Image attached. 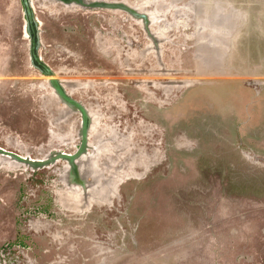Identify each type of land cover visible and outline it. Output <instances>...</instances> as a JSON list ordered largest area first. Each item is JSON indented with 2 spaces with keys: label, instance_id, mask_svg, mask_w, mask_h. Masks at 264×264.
Wrapping results in <instances>:
<instances>
[{
  "label": "rangeland",
  "instance_id": "374dc122",
  "mask_svg": "<svg viewBox=\"0 0 264 264\" xmlns=\"http://www.w3.org/2000/svg\"><path fill=\"white\" fill-rule=\"evenodd\" d=\"M108 1H124L149 12L163 41L164 66L178 70H169L167 75L146 70L133 77L182 80L185 95L175 109L183 107L187 131L198 126L194 120L201 114L220 116L224 122L219 121L216 133L210 134L201 125V138H191L190 132L184 139H164L168 160L154 166L146 177L120 181L119 208L117 202L101 206L99 215H89L85 230H80L85 219L79 216L57 225L72 226L71 239L64 238L65 246L57 249L70 257H59V264L101 259L98 264H264V131L251 129L242 144L236 137L244 132L241 121L248 119L250 127L264 122V105L249 106L257 91L229 77H200L191 86L196 50L216 48L213 41L209 46V41L194 38L193 29L210 17L219 0ZM224 2L231 16L242 12L249 21H264V0ZM32 4L40 23V55L56 76L79 81L116 78L129 84L128 67H158L154 44L140 22L127 13L53 0H33ZM200 26L207 38L209 31H216L212 23ZM258 28L257 24L253 30ZM261 31L264 35V23ZM260 41L264 38L257 40L258 50L264 46ZM46 80L31 62L22 0H0L2 143L23 139V145L32 150L39 138L41 142L54 136L60 139L57 133L65 130L50 123L43 101V95L50 92L43 88ZM56 145L60 146L59 140ZM95 226L100 242L116 250L82 261V252L95 255L91 240Z\"/></svg>",
  "mask_w": 264,
  "mask_h": 264
},
{
  "label": "flooded vegetation",
  "instance_id": "af4514ba",
  "mask_svg": "<svg viewBox=\"0 0 264 264\" xmlns=\"http://www.w3.org/2000/svg\"><path fill=\"white\" fill-rule=\"evenodd\" d=\"M32 1L22 0L26 33L30 22L27 3L33 15L30 31H36L40 44L38 57L41 63L32 62V37L28 34L31 62L47 77L42 85L50 92L43 95V101L45 108H48L46 112L50 116V123L65 131H54L60 133V139L54 136L48 142H41L39 138L32 150L23 145V139L20 142L8 139L5 143L0 141V264H59L63 257L69 259L67 252L58 253L57 249L65 246L66 242H62L64 238L71 239L72 226L58 228L57 225L66 224L79 216L85 219L80 230H85L92 218L89 215H99L101 206H115L117 202L119 208L120 181L130 177H146L154 166L168 160L164 139H184L190 132L193 134L191 138H201V125L208 130L206 134H210L216 133L220 127L219 121L224 122L220 116L201 114L199 118L195 117L198 120H194L198 126L187 131L183 107L175 109L185 95L184 82L167 76L154 80L133 77L147 73L146 70L160 75H167L169 70L178 71L164 66L163 41L153 28L149 12L124 1L87 0V4L79 0H53L65 5L125 12L140 22L146 37L154 44L158 67H128L125 73L129 75V84L116 78L79 81L56 76L55 71L42 59L40 23ZM98 3L115 5L101 6ZM209 16L198 21L193 36L205 43L209 41L211 46L213 36L223 29L228 30L231 20L238 14H228L225 2L219 1ZM205 22L212 23L216 29L214 35L209 31L208 38L201 32L200 24ZM204 48L209 50L206 46ZM199 55L200 49L196 50L194 62L198 61ZM197 71L195 63V77L191 86L200 81ZM246 82L257 91V97L249 101V106L257 109L260 102L264 105V84L253 79ZM262 117L261 121H264V115ZM248 121L240 122L244 132L236 137L241 144L248 135V129L257 126L250 127ZM56 140H59L60 146L56 145ZM96 219L94 224L97 223ZM75 229L78 227L75 226ZM94 230L95 235L91 240L95 255L82 252V261L103 257L105 250H116L114 246L100 242L101 234L96 226ZM83 250L86 251L82 246ZM69 251L72 252V248ZM101 260L89 264H98Z\"/></svg>",
  "mask_w": 264,
  "mask_h": 264
},
{
  "label": "crops",
  "instance_id": "0c3cea01",
  "mask_svg": "<svg viewBox=\"0 0 264 264\" xmlns=\"http://www.w3.org/2000/svg\"><path fill=\"white\" fill-rule=\"evenodd\" d=\"M219 1L224 3V0ZM230 23L228 30L223 29L213 36L212 41L216 44L215 50L209 49L208 54L200 51V58L196 62L198 68L196 75L199 77H229L247 88H250L246 82L249 79L264 84V46L258 50L256 45L258 39L264 38L261 31L264 21H249L242 12H239ZM256 23L260 29L253 30ZM259 44L264 45V42L260 41ZM251 129L264 131V124L254 126L247 132L252 131Z\"/></svg>",
  "mask_w": 264,
  "mask_h": 264
},
{
  "label": "water",
  "instance_id": "95a60500",
  "mask_svg": "<svg viewBox=\"0 0 264 264\" xmlns=\"http://www.w3.org/2000/svg\"><path fill=\"white\" fill-rule=\"evenodd\" d=\"M79 1L89 4V2L87 0H79ZM98 4H100L101 6L107 5V6H110V7L115 5V3L113 5L112 4H108V3H98ZM26 10H27V18L30 21L29 25H33V15H32L31 10L29 9L27 3H26ZM29 25L27 27V30H28V34L32 37V44H31L32 62L41 63L40 60H39V57H38V48H39V45H40L38 40H37L38 37H37V34H36L35 30H33V32L30 31V26Z\"/></svg>",
  "mask_w": 264,
  "mask_h": 264
}]
</instances>
